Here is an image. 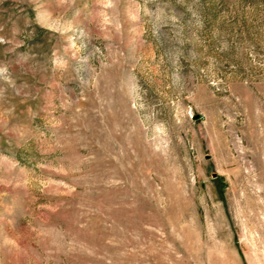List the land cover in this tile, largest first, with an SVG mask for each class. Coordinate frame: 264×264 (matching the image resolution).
Segmentation results:
<instances>
[{"label": "rangeland", "instance_id": "obj_1", "mask_svg": "<svg viewBox=\"0 0 264 264\" xmlns=\"http://www.w3.org/2000/svg\"><path fill=\"white\" fill-rule=\"evenodd\" d=\"M0 264H264V0H0Z\"/></svg>", "mask_w": 264, "mask_h": 264}]
</instances>
